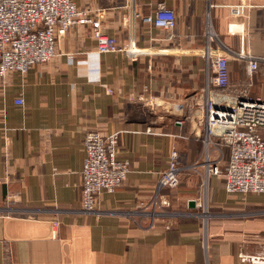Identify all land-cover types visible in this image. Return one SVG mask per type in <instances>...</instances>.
<instances>
[{
	"label": "crops",
	"instance_id": "obj_1",
	"mask_svg": "<svg viewBox=\"0 0 264 264\" xmlns=\"http://www.w3.org/2000/svg\"><path fill=\"white\" fill-rule=\"evenodd\" d=\"M75 2L140 54L98 53L91 27L74 25L51 61L0 78V264H250L238 255L264 246L263 193L229 194L222 177L209 176L207 196L221 213L193 215L198 165L158 194L183 215L152 202L173 151L185 168L203 159L204 50L228 55V96L264 99V61L249 76L236 59L264 60V0H135L134 12L126 0ZM159 3L175 16L169 32L142 21ZM89 130L118 133L130 170L91 215L80 208Z\"/></svg>",
	"mask_w": 264,
	"mask_h": 264
},
{
	"label": "built area",
	"instance_id": "obj_2",
	"mask_svg": "<svg viewBox=\"0 0 264 264\" xmlns=\"http://www.w3.org/2000/svg\"><path fill=\"white\" fill-rule=\"evenodd\" d=\"M126 1L134 12L135 0ZM244 7L242 2L232 11L238 13ZM100 21V13L92 17L75 0H0V78L8 73L23 75L34 66L51 61L57 55L59 38L74 25L91 27L98 53H122L130 57L140 54L134 42L119 44L115 38L103 34ZM142 21L166 32L175 27V16L163 3L157 5L153 16L143 17ZM204 57L210 70L200 114L203 159L185 168L173 151L166 168L159 173L153 207L166 206L167 202L158 198L159 191L177 186L179 177L188 170L197 172L198 165L204 167L202 178L206 182L209 176L222 177L229 194H264V99L245 94L228 96L225 92L229 86L228 55L206 49ZM72 58L68 55L70 63ZM236 59L246 63L249 76L264 61L242 53ZM15 104L22 105V98L16 99ZM181 123V120L175 121V124ZM117 143L118 133L103 135L89 130L84 134L80 173L84 213L95 211L97 195L114 192L127 178L129 163L118 158ZM223 148L227 149L228 157L222 164ZM211 152L215 155L211 156ZM261 254L264 255V249L253 255L240 253L238 258L241 262L264 264Z\"/></svg>",
	"mask_w": 264,
	"mask_h": 264
},
{
	"label": "rangeland",
	"instance_id": "obj_3",
	"mask_svg": "<svg viewBox=\"0 0 264 264\" xmlns=\"http://www.w3.org/2000/svg\"><path fill=\"white\" fill-rule=\"evenodd\" d=\"M227 154L224 152L223 153V160H222V164L225 163V161L227 160ZM122 160V159H120ZM128 162V161H127ZM129 163V162H128ZM83 165V164H82ZM82 170V169H81ZM81 173V171H80ZM181 177V176H180ZM180 177H179V182H180ZM205 177L204 178H200V181L198 183V190H199V193L194 197V209L196 211H194L195 213L193 215H197V216H207V217H210L212 216L213 214H218V213H221V211L219 210H214V208L211 206L212 205V202L209 200L208 196H207V182L205 184ZM179 184V183H178ZM179 185L175 186V187H166L164 188L166 191H169V190H173V189H176ZM223 188H224V183H223ZM162 189V190H164ZM226 192V191H225ZM102 193H106V192H101L99 195H97L96 197V202H95V211L93 213H90L89 215L91 214H95L97 212V205H98V201H99V196L102 194ZM113 193V192H112ZM110 194V193H108ZM254 194V193H253ZM170 198V197H169ZM168 198V201H167V204L165 206V209H164V214L166 215H183V214H180V212L176 211V210H173L172 209V204L170 203L171 202V198L169 199ZM80 208H81V211L83 212L82 210V206H81V177H80ZM182 213V212H181ZM87 214V213H86ZM264 249V246H262L261 250ZM253 255V254H252ZM261 257H264L263 254H261ZM239 259V258H238ZM250 263V262H248ZM250 264H254V263H250Z\"/></svg>",
	"mask_w": 264,
	"mask_h": 264
},
{
	"label": "water",
	"instance_id": "obj_4",
	"mask_svg": "<svg viewBox=\"0 0 264 264\" xmlns=\"http://www.w3.org/2000/svg\"><path fill=\"white\" fill-rule=\"evenodd\" d=\"M194 205H195V204H194V201H190V202H189V206H190V207H194Z\"/></svg>",
	"mask_w": 264,
	"mask_h": 264
},
{
	"label": "bare ground",
	"instance_id": "obj_5",
	"mask_svg": "<svg viewBox=\"0 0 264 264\" xmlns=\"http://www.w3.org/2000/svg\"><path fill=\"white\" fill-rule=\"evenodd\" d=\"M205 184H206V181H205Z\"/></svg>",
	"mask_w": 264,
	"mask_h": 264
}]
</instances>
